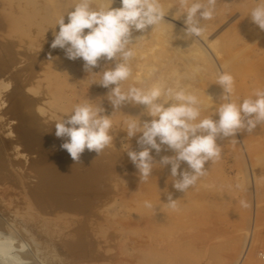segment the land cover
Returning <instances> with one entry per match:
<instances>
[{
  "label": "rangeland",
  "instance_id": "rangeland-1",
  "mask_svg": "<svg viewBox=\"0 0 264 264\" xmlns=\"http://www.w3.org/2000/svg\"><path fill=\"white\" fill-rule=\"evenodd\" d=\"M76 2L0 0V232L15 242V255L26 264H264V125L218 140L220 159L207 162V174L184 193L171 188L170 166L157 163L141 182L127 155L129 145L139 147L126 138L125 121L150 119L142 105L113 113V142L98 157L85 149L76 162L61 148L67 138L56 137L55 124L75 105L113 111L100 75L51 48L57 21L67 23ZM160 2L170 19L133 32L144 37L123 88L184 87L199 97L201 118L219 106V71L233 75L237 103L264 89V30L248 16L257 0H217L197 39L184 35L179 0ZM107 3L93 0V7ZM105 66L111 62L101 59L93 72ZM167 152L152 154L159 162ZM167 191L184 200L180 213L166 204ZM147 199L153 208L143 210Z\"/></svg>",
  "mask_w": 264,
  "mask_h": 264
},
{
  "label": "clouds",
  "instance_id": "clouds-1",
  "mask_svg": "<svg viewBox=\"0 0 264 264\" xmlns=\"http://www.w3.org/2000/svg\"><path fill=\"white\" fill-rule=\"evenodd\" d=\"M114 2L108 0L106 6L93 7V0H77L67 13L68 22L65 23V16L57 21L59 31L54 34L51 48L63 50L69 60L82 59L85 71L100 75L98 84L108 89L106 98L113 111L106 114L101 103L77 104L71 114L56 122L55 135L67 138L61 148L67 150L74 161H80L85 149L94 151L98 157L113 142L110 134L113 113L127 105H142L150 119L142 120L140 115L125 121L126 138L135 137L139 147V150H132L129 145L127 155L138 170L141 182L149 179L154 166L159 163L163 167L170 166L173 188L184 193L207 174V162L220 159L218 140L235 138L237 133H251L264 125V89H256L252 96L237 103L232 99L233 75L219 71L216 80L222 88L219 106L214 115L201 118L199 97L184 87L157 83L148 87L130 85L123 88V83L132 76L135 46L144 37H134L133 32L144 33L149 26L154 29L165 23L166 12L160 0H120L119 8L112 7ZM179 2V10L185 16V37H201L205 31L202 22L214 18L217 0ZM248 16L264 30V0H257ZM101 59L111 62V66H105L99 73L93 72ZM157 71L153 67L149 75ZM153 151L156 155L167 151L174 154L160 156L157 162ZM182 164L187 168L182 169ZM177 200L173 193H167L168 207L178 210ZM144 206L153 208L149 201H145ZM26 247L21 244L19 251ZM16 251L14 241H0V264H26L15 255Z\"/></svg>",
  "mask_w": 264,
  "mask_h": 264
},
{
  "label": "bare ground",
  "instance_id": "bare-ground-1",
  "mask_svg": "<svg viewBox=\"0 0 264 264\" xmlns=\"http://www.w3.org/2000/svg\"><path fill=\"white\" fill-rule=\"evenodd\" d=\"M165 19L168 21L169 19H170V17H168V16H166L165 17ZM175 20V19H174ZM178 20V19H177ZM170 22V21H169ZM177 22V21H176ZM31 131V130H30ZM32 132V131H31ZM29 132L27 131V134H28ZM26 134V135H27ZM168 153V155H173L174 153H172L171 151H169V152H167ZM43 162V161H42ZM41 162V163H42ZM182 168H183V164H182ZM74 171V170H73ZM71 172V171H70ZM75 172V171H74ZM84 174V173H83ZM77 176V175H76ZM76 178V177H75ZM154 180V179H153ZM156 180V179H155ZM154 180V181H155ZM204 180V179H203ZM203 180H200V181H203ZM157 181H158V178H157ZM77 182V181H76ZM152 182V181H151ZM203 182H205V181H203ZM156 183L154 182V186H156L155 185ZM162 184V183H161ZM158 185H160V183H158ZM158 187V186H157ZM154 188V187H153ZM156 188V187H155ZM171 188H173V187H171ZM157 189V188H156ZM165 189V188H164ZM169 190V189H168ZM149 191V190H148ZM154 192H155V189H154ZM168 192V191H167ZM151 193V192H150ZM165 194V193H164ZM181 194V193H180ZM186 194V193H185ZM150 195V194H149ZM161 195V194H160ZM174 195V194H173ZM175 195H177V193L175 194ZM145 196V195H144ZM162 197H163V195H161ZM190 196V195H189ZM183 197V196H182ZM187 197V196H186ZM146 198V197H145ZM165 200V202L167 203V199L165 198V197H163ZM184 198V197H183ZM143 199V198H142ZM151 199V198H150ZM158 199H159V201H160V199H162V198H159L158 197ZM175 199H178L177 200V203H178V210H174L176 213L177 212H179L180 213V211H182V209L184 208V205L183 204H185V202H183L184 200H182V198L181 197H178V195L176 196V198ZM185 199V198H184ZM148 200V199H147ZM148 201H150V200H148ZM156 201V200H155ZM141 202H143V201H141ZM158 202V201H157ZM154 204V202L152 203V205ZM166 205V204H165ZM144 206V205H143ZM156 206V205H155ZM154 206V207H155ZM163 206V205H162ZM157 207V209L158 210H160V209H162V207H159V206H156ZM187 207V206H186ZM170 208V207H169ZM142 209V208H141ZM145 209H147L145 206L143 207V210H145ZM168 210V209H167ZM169 210H171V209H169ZM138 211V210H137ZM150 211V210H149ZM156 212H159V211H156ZM156 212H155V214H156ZM169 212V211H168ZM140 213V212H139ZM146 213V212H145ZM149 213V212H148ZM150 213H152V212H150ZM163 213V212H162ZM158 214L159 213H157V217H158ZM138 215V214H137ZM144 216V215H143ZM146 216V215H145ZM156 216V215H155ZM163 216V215H162ZM168 216V215H167ZM172 216V215H171ZM153 218V217H152ZM166 218V217H165ZM147 219V218H146ZM155 219V218H154ZM153 219V220H154ZM157 219V218H156ZM155 219V220H156ZM159 219V218H158ZM157 221V220H156ZM160 221H161V219H160ZM162 222H163V224H164V221H163V219H162ZM160 223V222H159ZM158 223V224H159ZM157 224V225H158ZM161 224V223H160ZM159 224V225H160ZM162 224V225H163ZM171 224V223H170ZM178 225V224H177ZM167 226V225H166ZM170 226V225H169ZM46 227V226H45ZM164 227H165V225H164ZM155 228H156V226H155ZM160 228V227H159ZM166 228H168V227H166ZM170 228V227H169ZM182 228V227H181ZM178 229V228H177ZM170 230V229H169ZM163 231V230H162ZM168 231V230H167ZM171 231V230H170ZM164 232H166V231H164ZM169 232V231H168ZM167 232V233H168ZM179 232V231H178ZM174 232H173V230H172V234H173ZM166 234V233H165ZM10 235V234H9ZM168 235V234H167ZM175 235V234H174ZM179 235V234H178ZM173 236V235H172ZM167 237H170V236H167ZM5 239H7L9 242H11V239H10V237L8 236V233H5V234H3V233H1L0 232V241H3V240H5ZM169 244V243H168ZM171 244V243H170ZM28 264V263H27Z\"/></svg>",
  "mask_w": 264,
  "mask_h": 264
}]
</instances>
